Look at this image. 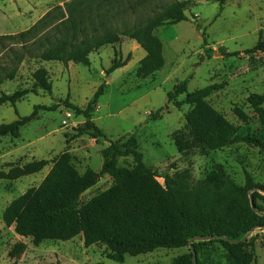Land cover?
I'll use <instances>...</instances> for the list:
<instances>
[{
    "label": "rangeland",
    "instance_id": "374dc122",
    "mask_svg": "<svg viewBox=\"0 0 264 264\" xmlns=\"http://www.w3.org/2000/svg\"><path fill=\"white\" fill-rule=\"evenodd\" d=\"M71 0H0V74L18 71L12 80L0 85L2 92L13 93L28 89L29 93L16 105L0 104V123H10L20 116L33 113L35 106H55L39 109L37 117L25 125L19 138L0 137V171L9 172L15 166L46 159L49 164L38 173L17 179H0V264H170L174 257L189 251V247L158 248L153 252L126 255L123 262L107 257L106 245L85 246L83 236L72 240H46L35 246L31 237L18 235L14 226L8 227L3 213L11 201L32 186H38L49 172L52 161L62 152L74 156V164L84 173L88 168L99 171L103 165V151L110 141L123 145L131 137L138 140L144 161L158 174L164 185V173L174 176L189 170L196 180L204 179L217 166L240 185L245 184V173L250 172L255 181L264 183V149L246 142H237L218 150L199 145L190 151L179 152L175 137L190 135L185 114L190 109L186 93L169 100L168 93L176 84L188 81V91L211 87L206 99L231 122L243 125L237 116L239 108L256 121L258 116L248 102L252 93L264 94V51L253 53L264 40V0H226L220 12V0H180L185 5L187 19L174 25H163L155 32L164 45V66L146 78L138 76L137 69L146 51L135 40L122 37L115 44H107L90 54V64L59 61H40L32 54L18 63L15 56L22 48L38 51L35 40L59 22L63 15L43 23L27 42L20 43L15 35L33 27L50 10ZM114 1V0H112ZM162 0H145L136 17L151 16L157 10L155 3ZM124 1L120 0V5ZM106 4L104 8L111 7ZM103 8V9H104ZM114 9V8H110ZM64 17L70 12L64 11ZM219 14V15H218ZM120 27L119 23H114ZM50 31V30H49ZM33 56V55H32ZM126 61V65L107 73L113 60ZM43 66L52 81V91L33 89L34 73ZM101 95L93 120L106 137L98 140L89 135L72 138L75 128L85 122L65 100L85 108L101 85ZM167 105V106H166ZM160 115L151 117L160 108ZM120 166L132 167L133 158L120 157ZM114 180L105 174L80 196V204L108 189ZM258 198L264 209V191ZM256 261L264 264V229L251 233ZM19 241L27 243L26 252L14 261L10 249ZM201 264H235L220 243L200 247Z\"/></svg>",
    "mask_w": 264,
    "mask_h": 264
},
{
    "label": "trees",
    "instance_id": "16d2710c",
    "mask_svg": "<svg viewBox=\"0 0 264 264\" xmlns=\"http://www.w3.org/2000/svg\"><path fill=\"white\" fill-rule=\"evenodd\" d=\"M121 1L124 2L120 5V0H71L65 3L64 8L60 5L54 7L30 29L8 36L25 46V42L35 36L43 23L55 19L56 14L63 15L50 31H45L35 40V45L39 47L35 55L25 46L15 59L21 63L25 55L32 54L31 57L40 61L88 65L93 51L127 37L146 51L137 69L138 76L146 78L153 75L165 64L163 41L155 30L186 20L185 5L180 0H162L155 3L158 9L151 16L136 17L131 22L129 18L137 16L145 0ZM225 1L220 0L219 14ZM107 3L112 6L104 8ZM64 11L70 14L64 17ZM119 20L120 27H115L114 23H119ZM256 50L264 51V40L247 52ZM126 63L115 58L107 73ZM17 71L16 66L5 76L0 74V85L5 79H14ZM104 87L102 84L98 88L85 108L65 100L77 115L85 117L84 124L75 128L73 139L82 135L96 140L106 137L93 120V112ZM52 88L48 70L40 66L34 73L33 89L51 92ZM211 92V87L189 92L186 80L176 84L168 93L169 100L186 93V102L190 104L185 114L190 135L175 137L179 152L190 151L200 144L210 150H218L237 142L264 149V94L252 93L248 96L258 119L252 121L249 114L237 108L236 114L243 125H236L206 99ZM28 93V89L2 92L0 104L16 105ZM166 106L152 113L151 117L160 115ZM54 107L37 105L30 115L20 116L10 123H0V137L9 135L19 138L22 128L37 117L39 109ZM128 156L133 158L134 165L120 166L119 158ZM103 157L99 171L88 168L81 173L74 164V156L69 151L62 152L52 161L49 172L38 186L28 188L6 207L3 213L5 225L14 226L18 235L31 237L35 246L46 240L68 241L82 235L85 246L102 243L108 249L107 257L118 262H123L126 255L149 253L158 248L189 247L191 239L206 236L215 237L195 240L193 245L197 254L203 245L220 243L235 264L256 261L250 235L256 228L264 229V209L258 202L264 183L255 181L250 172L245 173L244 185L238 184L221 165L201 180H196L189 170L174 176L164 173L163 185L154 168L145 163L135 137L129 138L123 145L110 141ZM48 164L46 159L30 161L13 167L9 172L0 171V179L35 174ZM105 174L113 178V184L80 204V196ZM251 190H254L251 195L256 210L251 203ZM248 233L250 235L245 241L233 242L243 239ZM26 249L27 243L19 241L10 249L9 256L16 261ZM170 264H195L191 248L174 257Z\"/></svg>",
    "mask_w": 264,
    "mask_h": 264
},
{
    "label": "water",
    "instance_id": "95a60500",
    "mask_svg": "<svg viewBox=\"0 0 264 264\" xmlns=\"http://www.w3.org/2000/svg\"><path fill=\"white\" fill-rule=\"evenodd\" d=\"M253 191L254 190L250 191V199H251V203H252L253 208L256 210V207H255V205L253 203V198H252V195H251ZM249 235H250V233L246 234L243 239H241V240H233V242L245 241L249 237ZM214 237L215 236H206V237H203V238L202 237H196V238L191 239L189 241V247L191 248V251L193 253V258H194L195 264H199V261H198V254H197V251H196V249H195V247L193 245V242L195 240H210V239H213ZM222 238H225V237H222Z\"/></svg>",
    "mask_w": 264,
    "mask_h": 264
},
{
    "label": "crops",
    "instance_id": "0c3cea01",
    "mask_svg": "<svg viewBox=\"0 0 264 264\" xmlns=\"http://www.w3.org/2000/svg\"><path fill=\"white\" fill-rule=\"evenodd\" d=\"M21 236V235H20ZM150 253V252H149Z\"/></svg>",
    "mask_w": 264,
    "mask_h": 264
}]
</instances>
